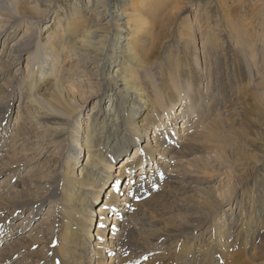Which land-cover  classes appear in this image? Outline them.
I'll return each mask as SVG.
<instances>
[{
	"label": "bare ground",
	"instance_id": "1",
	"mask_svg": "<svg viewBox=\"0 0 264 264\" xmlns=\"http://www.w3.org/2000/svg\"><path fill=\"white\" fill-rule=\"evenodd\" d=\"M186 1L23 0L27 6H22L18 13L20 0H0V43L4 39L3 51L9 41L15 40L19 31L23 32L4 59H1L3 52L0 54V80L5 77L3 72L10 71L11 74L12 69L21 63L23 55L28 54L29 69L21 77L27 90L23 107L30 106L32 116L37 118L34 134L27 132L22 127L23 123L16 125L14 130L25 145H32L34 149L39 146L41 150L37 152L40 154L45 150L43 154L46 158L43 160L51 162L55 172L50 185L57 189L54 194L58 203L53 220L54 235L48 254L40 264H128L126 253L136 236V226L133 222L129 225L126 222L130 221L132 213L133 217H138L137 220H143L146 205L139 200L157 191L158 187L163 188L164 180L169 177L170 171L167 170L171 167L172 170L179 165L185 170L188 169L186 165L196 167L193 164L198 162V152L211 154L206 158L217 170L211 152L218 144L215 153L224 166H233L234 163L228 148L246 147L249 150L248 154L237 159L236 169L232 171L235 190L236 187L238 190L231 195L235 197V206L239 210L229 213L228 208L235 206L229 197L219 194L220 187L213 184L222 175L220 171L211 173L206 168L198 172L188 170L190 182L195 185L200 183L201 186L196 188L195 194L183 192L182 196L186 202L193 203L202 218L184 234H166L165 238L169 240L176 235L177 239L164 251L156 249L146 252V255H150L152 260L171 261L177 257L178 247L181 246L187 249L190 256L200 255L198 264H207L208 260L216 257L225 260L227 250L235 248L238 252L233 253L232 264H264V254L261 262H257L252 251L249 255L246 253L257 229L256 214L264 210V186L259 184L264 179V149L254 148L256 136L239 143L235 137L237 127L229 122L231 136L224 138L219 136L215 120L210 123L213 128L208 132L204 131L202 123L205 117L213 114L211 95L221 91L226 79L234 72L233 52L241 59L234 50L240 49L251 61L255 58L252 52L254 43H261L263 36L255 34L254 41L250 30L243 24L244 15L237 17L223 4L221 14L226 23L214 24L208 17L206 27L202 28L205 64L202 66L204 74H201L198 71L199 59L195 61L194 51L184 38V27L178 38L184 52L167 45L171 42L174 35L172 29L177 25V17L185 8ZM63 2L71 4L70 11L62 8ZM219 4L222 3L219 1ZM179 25L183 26V23ZM187 28L190 30L189 25ZM252 29L255 30V26ZM189 38L193 41L191 35ZM75 61L78 62L75 64ZM260 61V66L264 67V49ZM22 70L23 67L17 71L23 73ZM75 71L80 74L72 76ZM18 76L16 73L11 75L14 81ZM70 78H76V85L75 82L65 84ZM203 79L206 84L204 90L201 89ZM10 91V95L14 93L13 86ZM92 96L98 99L89 109L84 135H81L84 101ZM251 97L257 101L256 95L251 94ZM179 99L184 103L190 101L189 107L182 110L186 113L182 138L176 139V134H180L177 127H173L172 132L165 129L166 134L158 132V136L149 135L150 129L157 133L161 115H170ZM188 108L193 110L192 117L187 113ZM22 116L18 111V122ZM173 120L171 122L176 123ZM251 121L239 125L245 126ZM42 127L44 132L40 130ZM4 134H0V140L5 138ZM34 138L38 139L37 143H34ZM131 140L139 142L134 156L115 166L120 155L128 151ZM249 141H252L251 144ZM75 148L77 155H73ZM90 150V153H85ZM180 152L187 154L181 157L182 163L174 158ZM160 159L157 172L151 173V180L129 179V184L115 190L119 179L124 173H133L137 163L138 168H144L151 161ZM251 162L255 163V168L248 171ZM243 169H247L245 173H242ZM16 172L19 174V169ZM255 173H259L256 183L249 187L248 179L252 181ZM114 178V190L110 191L103 205L107 193L104 188ZM36 186L38 191L46 188L45 184ZM40 193V199H44V191ZM226 203H230L231 207L226 209ZM193 207L191 211H195ZM246 207H254L255 215L246 218ZM36 209L37 203L26 202L11 207L6 201L0 211V220L7 227L0 230V246L6 242L9 246L24 238L12 239L23 233V229L39 215V211L35 213ZM111 212H114L113 216H110ZM96 213L101 218L98 223L94 219ZM121 213L126 221H118L117 216ZM220 213L222 216H219ZM22 217L25 218L16 223ZM108 219L114 222V228L107 227ZM220 219L224 223L217 222ZM43 220L36 227L43 225ZM191 223L192 218L178 209L173 212L171 208L165 228ZM96 224L97 230L93 235ZM259 224L262 226L264 219L259 220ZM4 231L6 233L2 235ZM90 244L94 246L92 251L89 250ZM16 253L17 250H13L0 258V264L10 262L18 256Z\"/></svg>",
	"mask_w": 264,
	"mask_h": 264
},
{
	"label": "rangeland",
	"instance_id": "2",
	"mask_svg": "<svg viewBox=\"0 0 264 264\" xmlns=\"http://www.w3.org/2000/svg\"><path fill=\"white\" fill-rule=\"evenodd\" d=\"M219 1L220 3H222L221 5L219 4ZM234 1L235 0H187L185 3V8L180 12L177 17L179 23L177 22V25H174L172 29L174 35L171 37V42L167 43V45L173 48H177L179 50L182 49L183 51V44L178 41V38L180 35V30L182 29V27H184V38L189 43L191 51H194L193 55H195V61L196 59H199L200 62V64L198 65V71L201 74H204L202 73L204 72L202 66L203 64H205L203 51L204 43L202 41L201 36L202 28L206 27V21L208 17H210L214 24L219 22L220 24L224 25L226 23V19L221 14L224 11L223 4L228 9H230L231 12L236 13L237 17L240 14L244 15V17H242L243 24L250 30V36L251 38H253L254 41H256L255 34H260L261 36H263L262 40L264 41V0H236L235 2ZM20 2L21 3L19 4H21V6L19 9H17L18 13L20 9H23L22 6H27V3L23 2V0H20ZM61 5L65 11H70V3L63 2ZM182 23L183 26H180L179 24ZM24 24L26 25V23ZM188 25L190 27V30L187 28ZM253 26H255V30L252 29ZM22 34V30L19 31V33L16 35L15 40L9 41V45L7 44L8 46H5L6 49L4 51V39H2V42L0 43V54L1 52H3L1 59H4V57L9 54L11 45L13 43L18 42ZM189 35L192 36L193 41L191 40V38H189ZM263 41H261V43L260 41L254 43V48H252V52L253 54H255V58H251L252 62L248 60L246 54H244L240 49L234 50L235 52L240 54L241 59H238L237 55H235L233 52V56L235 59L234 72L230 78L226 79L221 91H216V93L214 92V94L211 95L213 114L205 117L202 120V123L205 126L204 131L207 132L209 130H212L213 127L210 123L215 120L218 134L222 138H224L225 136H231V134L228 132V122L230 123V125H235L237 127L235 131V137L239 141V143L242 140H246L249 138L251 139L252 137L256 136L253 146L254 148L257 147V150L264 149V67L260 66V57L264 49V44L262 43ZM31 61L33 62V60ZM77 62L78 61H75L74 63L76 64ZM27 65L28 54H24L23 58L21 59V63L12 69L11 74H9L10 71L3 72V75H5V77L0 80V83L2 82L0 85V121L3 119L1 123L2 126L0 125V134L5 133L3 135L5 138L0 140V211L4 208L6 201L11 207H13L14 205H20L29 202L32 205L37 203V209L35 210V213L39 211V215L35 219H33L31 224L27 228H24L25 231L23 229V233L18 234L15 238H12L14 241H16L24 237L22 240L17 241L15 244H9V246L6 245L7 242L4 243L3 246H0V258L6 257L7 254H9L13 250H17L16 255L18 254V256L14 257L10 262H7L6 264L41 263V259L47 256L48 248L52 243V238L54 235L53 220L56 214L55 209L58 204L57 198L54 197V194H56L57 189L50 187L51 180L54 177L55 173L54 167L52 166L51 162H44L43 159H45L46 156L43 154V152L45 150H43V152L40 154L39 152H37V150H41L39 146H36V148L34 149L32 145H25L26 143H23V141L19 139L17 132H15L14 130L16 125L18 126L23 123L22 127H24L27 132L34 134V127L37 124V118L32 116L31 107H23V105L26 104L25 99L27 90L24 86L25 80L24 78L21 79V77L22 74L24 76L27 74V71L29 69V66ZM22 67L23 73H18V71L22 69ZM14 73L19 75V78L16 79L17 81H14L11 77V75ZM77 73L80 74L79 71H75L74 73H72V76L73 74ZM70 79L71 80H67L65 84L68 85L72 82H75L76 85V78ZM11 84L13 86L14 93L10 95V90L12 87L10 86ZM205 85L206 84L203 79V82L201 84L202 90L206 89ZM95 91L98 92V89L96 88ZM7 93H9V95ZM251 94H254L258 97L257 101L253 99V97H251ZM80 99H84V97H80ZM97 99V96H92L88 100L84 101L81 117L83 120V127H81L80 133L81 135H84L89 109H92V104L96 102ZM187 101L186 103H184V100H177L175 108L172 110L173 112H170V115H161V124L158 127L159 129H156L157 133H155L157 135L154 134L155 131L153 129H150V131L148 130V134L151 136H158V132L159 134H166V132H164L165 129H167V131L172 132L174 129L173 127H177L181 135L176 134V139L182 138V125L184 121L183 119L186 115V113H182V110L186 106L189 107L188 104H190V101ZM102 104L104 103L102 102ZM188 109L187 113L191 114L192 117L194 115V113L192 112L193 110H190V108ZM7 110H9L8 113ZM18 111H21V114H23L21 121L19 122L17 117ZM173 119H175L176 123L171 122V120L174 121ZM247 120L252 121L248 122L245 126L239 125L245 123ZM43 128L44 127L40 128L41 132H44ZM8 131L9 133H7ZM42 134L43 133H40L39 135ZM15 135L16 137H18V139L14 137ZM13 138H16V140H14ZM143 138L144 136L142 137V140ZM147 139L148 138H146V140ZM34 140V143H37L38 139L34 138ZM14 141H16L17 143ZM139 141L142 142L141 137L139 138ZM249 142L251 144L252 141ZM138 143L139 142H137L136 140H131L128 151L122 153L119 159L117 158L118 160L116 159L117 161H115V166H118L119 162L121 161L120 163H122V161H124V159H126L127 157L131 159L136 152L135 146L138 145ZM218 147L219 144L215 146L211 152L215 165L218 168L217 170L213 169L211 164L208 163V159L206 157H208L209 153L198 152V162L193 164L196 167L186 165L188 168L186 170L185 168H182L183 166L180 165L176 170H172L171 167L167 170L170 171L169 177L167 180H164L163 188L158 187L157 191L150 192L149 195L146 194V196H143V198L139 200L140 202L146 205L145 211L143 213V220H137L138 217L136 219L132 215L134 213H132L131 218L129 219L130 221L126 222L128 225L133 222V224H135L136 226V236L133 237V244L128 246L129 252L126 253V256L128 258V264H198V259L200 255L192 254L190 256L189 252H187V249H184L181 246L178 247L179 254H177V257L173 258L171 261H161L157 258H154V260L149 259L150 255H146V252H154V250L156 249H158V251L160 249V251H164L166 247L170 246L177 239L176 235L172 238V240H169V238H165L166 234L170 232H176L178 233V235L184 234L191 228L193 224L201 220L202 217L198 215L196 207H193V203L190 204L189 202H186L182 196L183 192H186L188 194L193 192L195 194L197 191L196 188L201 186L200 183L199 185H195L190 182L189 177L187 175L188 170L198 172L206 168V170L211 173L213 171L214 173L220 171L222 175H220L218 179L214 180L213 184L214 186H219V194H222V196H225L226 198L229 197L231 199V203L235 206L236 200L235 197H233L231 194H233L234 192L236 193L238 188L236 187L235 190L232 171L236 169L237 159L243 157L245 154H248L249 150L246 147L228 148L227 151L228 153L232 154L234 158V163L232 164L233 166H224V164L221 163L219 155L215 153ZM76 149L77 148H75V150L73 151V155H77L78 151H76ZM90 152L91 150L88 152L85 151V153ZM185 155L187 154L180 152L177 153L174 158L176 162L179 161V163H182L181 157ZM202 159H204L205 161H201ZM161 161L162 159H160V161H151V164L148 163L147 165H145L144 168H138L139 166L137 163V168H135V171L133 173H124V176L119 179V181L116 183L115 190H120L121 188L125 187L126 184H129V179H132L133 181H138L139 179L143 180L149 178L151 180V173L157 172L156 168L158 167V163ZM22 164L25 165L20 167ZM254 168V162L248 164V171ZM18 169L19 174L16 172ZM246 170L243 169L242 173H245ZM136 173L141 174L140 176H138L136 175ZM258 175L259 173H255L254 177L252 178V181L248 179L250 184L249 187H252L256 183V178ZM131 177H133L134 179ZM115 181L116 178L110 180L108 183L109 186L104 188V191H107V193L105 194V198L103 199V205L106 202V197L108 196V194H110V191L112 189L114 190ZM37 184H45L46 188H42L43 190L38 191V187L36 186ZM259 184L264 186V179L260 180ZM43 191V195H45V197L44 199L41 198V200L40 197L42 193L40 192ZM209 196H212V193H209ZM238 197L240 198V195H238ZM218 201L219 200L217 199V202ZM229 204L230 203H226L224 205L226 209L228 207H231V205ZM192 207L195 209V211H191ZM171 208L173 209V212H177V209L178 211L180 210L184 212L188 218H192V223L189 225L183 224L175 228H165V223L167 222V218L170 214ZM253 208L254 207L245 208L247 211L246 218H249L252 214L255 215V212H253ZM233 210L234 212H236L239 210V207L236 205L233 209L228 208L227 211H230L229 213H231ZM113 213L114 212H111L110 216H113ZM256 215L258 216V221L256 222L257 229L253 233V237L247 245L248 251L246 253L247 255H249L252 251L256 255L257 262H261L260 259L263 258L264 254V224L261 226L259 224V220L264 219V210L258 212ZM219 216H222V214L220 213ZM25 217L18 219L16 223H18L19 220L24 219ZM117 217L119 222L123 220L122 213ZM94 219L95 223L96 221L97 223L100 221L101 218L100 216H98V213L95 214ZM239 219L240 216H238L237 223L239 222ZM41 220H43V225L36 227V225L39 224ZM217 222L224 223L221 221V219ZM96 227L97 224L94 228L93 235H95V231L97 230ZM107 227H115L114 222L111 219L107 220ZM3 228L7 227H5V223L3 224L1 219L0 230H3ZM110 232L111 231H109V233ZM5 233L6 231H4L2 235ZM92 247H94L93 244H90V251H92ZM227 251L228 255L225 256V260H221L220 258L216 257L213 260H208L207 264H232L235 257L233 253L238 252V250L235 248H230ZM228 257L229 260H227ZM245 257L248 258V256Z\"/></svg>",
	"mask_w": 264,
	"mask_h": 264
}]
</instances>
